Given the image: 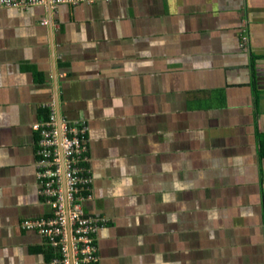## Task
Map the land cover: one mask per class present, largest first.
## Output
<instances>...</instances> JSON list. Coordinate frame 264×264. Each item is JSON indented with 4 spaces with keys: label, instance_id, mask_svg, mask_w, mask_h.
Segmentation results:
<instances>
[{
    "label": "crops",
    "instance_id": "crops-1",
    "mask_svg": "<svg viewBox=\"0 0 264 264\" xmlns=\"http://www.w3.org/2000/svg\"><path fill=\"white\" fill-rule=\"evenodd\" d=\"M51 106L86 128L95 264H264V0L0 8V264L58 255L23 227Z\"/></svg>",
    "mask_w": 264,
    "mask_h": 264
},
{
    "label": "built area",
    "instance_id": "built-area-1",
    "mask_svg": "<svg viewBox=\"0 0 264 264\" xmlns=\"http://www.w3.org/2000/svg\"><path fill=\"white\" fill-rule=\"evenodd\" d=\"M103 1L111 0H0V8L54 9L62 5L79 6ZM46 24L48 23L45 22ZM243 42H246V38ZM36 128L42 134L40 154L45 157L41 161L45 171L41 177L45 179L44 192L51 198L53 214L48 219L26 220L23 227L40 233L48 246L57 251L59 256L55 257L51 264H95L97 234L105 220L88 215L83 205L84 193L91 190V179L81 165L84 160L83 143L86 140V128L80 129L63 119L60 127L55 106H51L50 120L38 124ZM63 167H65L66 186Z\"/></svg>",
    "mask_w": 264,
    "mask_h": 264
},
{
    "label": "water",
    "instance_id": "water-1",
    "mask_svg": "<svg viewBox=\"0 0 264 264\" xmlns=\"http://www.w3.org/2000/svg\"><path fill=\"white\" fill-rule=\"evenodd\" d=\"M61 123H62V118H61V114L59 112V124L61 127ZM62 136V135H61ZM61 153L63 154V147H62V137H61ZM63 159V158H62ZM64 160V159H63ZM64 164V162H63ZM64 166V165H63ZM63 176H64V185L66 186V178H65V167H63Z\"/></svg>",
    "mask_w": 264,
    "mask_h": 264
},
{
    "label": "trees",
    "instance_id": "trees-1",
    "mask_svg": "<svg viewBox=\"0 0 264 264\" xmlns=\"http://www.w3.org/2000/svg\"><path fill=\"white\" fill-rule=\"evenodd\" d=\"M50 251L52 252V254H53V253H56V250L52 249L51 247H50ZM56 256L58 257L59 255L56 254ZM56 256H55V257H56Z\"/></svg>",
    "mask_w": 264,
    "mask_h": 264
}]
</instances>
